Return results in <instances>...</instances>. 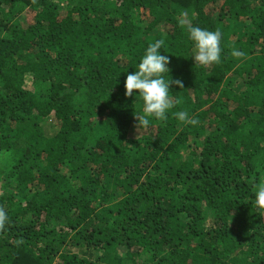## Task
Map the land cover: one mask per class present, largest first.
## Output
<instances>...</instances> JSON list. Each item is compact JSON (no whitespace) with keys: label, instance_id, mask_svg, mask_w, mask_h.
<instances>
[{"label":"trees","instance_id":"1","mask_svg":"<svg viewBox=\"0 0 264 264\" xmlns=\"http://www.w3.org/2000/svg\"><path fill=\"white\" fill-rule=\"evenodd\" d=\"M156 40L183 88L134 136L124 81ZM260 182L264 0H0V264H264Z\"/></svg>","mask_w":264,"mask_h":264},{"label":"clouds","instance_id":"2","mask_svg":"<svg viewBox=\"0 0 264 264\" xmlns=\"http://www.w3.org/2000/svg\"><path fill=\"white\" fill-rule=\"evenodd\" d=\"M187 31L193 43V52L190 56L196 64L208 66L221 62L222 34L219 30L212 31L189 24ZM164 43L163 40L150 43L135 67V71L127 74L124 81V95L126 97L135 96V98L138 96L143 102V117L136 115L138 126L142 131L151 128L149 118L154 117L162 122L166 121L168 113L175 107L177 102H174L170 96V85L174 84L183 88L181 80L170 79L168 67L170 58L160 52ZM232 55L241 57L244 53L237 49L233 50ZM177 117L189 125L195 126L199 123L198 119L190 118L187 111H179ZM254 196L257 207L264 209V182L255 185ZM7 220V212L0 208V228L4 227Z\"/></svg>","mask_w":264,"mask_h":264},{"label":"rangeland","instance_id":"3","mask_svg":"<svg viewBox=\"0 0 264 264\" xmlns=\"http://www.w3.org/2000/svg\"><path fill=\"white\" fill-rule=\"evenodd\" d=\"M55 128V120H53V117L50 116L47 120V124H45V130L48 132L47 135L54 134V132L56 131ZM132 132L134 136H137V134L141 133L142 130H139V128L137 129L136 127H134Z\"/></svg>","mask_w":264,"mask_h":264}]
</instances>
